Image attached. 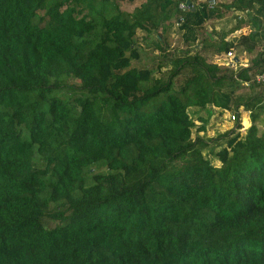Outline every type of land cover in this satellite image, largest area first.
<instances>
[{
    "label": "trees",
    "instance_id": "obj_1",
    "mask_svg": "<svg viewBox=\"0 0 264 264\" xmlns=\"http://www.w3.org/2000/svg\"><path fill=\"white\" fill-rule=\"evenodd\" d=\"M123 1L0 0V264H264V0Z\"/></svg>",
    "mask_w": 264,
    "mask_h": 264
},
{
    "label": "rangeland",
    "instance_id": "obj_2",
    "mask_svg": "<svg viewBox=\"0 0 264 264\" xmlns=\"http://www.w3.org/2000/svg\"><path fill=\"white\" fill-rule=\"evenodd\" d=\"M138 0H135V1H131V2H122V6L127 8V9H130L133 5L137 4ZM227 11L225 13V16L222 18H219V19H212L211 21L214 22V26H215V29L216 30H221V29H227L229 28L233 23H234V17H233V14H237L238 12H234L232 11ZM205 27L207 28V30H209L208 28L210 27L208 25V23H205L204 24ZM136 34L139 35L141 34V32L139 30L136 31ZM171 34V44L172 43H175L179 37L177 35V32L173 30V32L170 33ZM177 35V37H175ZM176 40V41H175ZM142 46L144 47L145 50H149V46H146L145 42H141ZM234 50L232 49V52ZM153 53L157 52L156 49H154L152 51ZM247 57V56H246ZM209 58V57H208ZM145 62V65L146 66H149L152 59L150 57H146L145 56H142L140 55V57L138 58V61L135 62V65L136 66H143L144 64H142V62ZM163 70V69H162ZM154 74H158V72H155ZM72 81H75L77 82V80L75 78L71 79ZM176 83H178V81H176ZM244 84H246V82H244ZM155 100V99H153ZM202 115H204V112L203 111H200ZM245 114L243 113L241 115V117L239 118V124H240V127L237 128V130H239L240 133H243L245 129V127L248 125V118H246ZM242 118V119H241ZM195 122H198L197 120L194 119ZM242 121V122H241ZM234 119H230L229 118V114H228V111H225L223 110L222 112H218L217 109L215 108L213 110V112L208 116L207 118V121L205 123V130H204V133L206 136H212L214 135L215 131H221V130H224V129H228V128H232L234 126ZM261 127V125H260ZM262 128V127H261ZM243 130V131H242ZM199 133H201L202 131H198ZM211 161L214 163V164H219V161L215 158H211ZM52 223V222H51Z\"/></svg>",
    "mask_w": 264,
    "mask_h": 264
},
{
    "label": "built area",
    "instance_id": "obj_3",
    "mask_svg": "<svg viewBox=\"0 0 264 264\" xmlns=\"http://www.w3.org/2000/svg\"><path fill=\"white\" fill-rule=\"evenodd\" d=\"M208 1V5L209 6H212L214 3H215V1L216 0H207ZM186 4H185V2H183V1H180L179 3H178V8L180 9V10H184L185 8H186ZM182 20V17L181 16H178V18L176 19V21H175V24H177L178 22H180ZM225 66H227V67H230V68H232V69H235L236 68V66H237V63H236V60L234 59V56H233V53L229 50V51H226L225 52V59L223 60V62H222ZM263 78H264V75H263V73H256V74H254V79L255 80H263ZM234 114L233 113H229V118L230 119H234ZM240 127V126H239ZM238 127V128H239ZM244 130V129H243ZM242 130V131H243ZM239 131V130H238Z\"/></svg>",
    "mask_w": 264,
    "mask_h": 264
},
{
    "label": "crops",
    "instance_id": "obj_4",
    "mask_svg": "<svg viewBox=\"0 0 264 264\" xmlns=\"http://www.w3.org/2000/svg\"><path fill=\"white\" fill-rule=\"evenodd\" d=\"M133 1H135V0H133ZM219 1H220V0H219ZM136 2H137V1H136ZM229 11H231V12H232V11H234V12L236 11V12H238L237 14H240V13H241L240 10H234V9H231V8L229 9ZM231 12H230V13H231ZM224 16H225V15H224ZM224 16H223V17H224ZM223 17H222V18H223ZM214 20H216V18H214ZM170 28H171L170 33L173 32V30L176 31V25L173 24ZM176 32H177V31H176ZM170 33H169V34H170ZM170 36H171V34H170ZM176 36H177V35H176ZM176 36H175V37H176ZM171 38H172V37H171ZM245 59H246V57H244V60H245ZM245 116H246V115H245ZM245 116H244V117H245ZM246 118H247V116H246Z\"/></svg>",
    "mask_w": 264,
    "mask_h": 264
},
{
    "label": "clouds",
    "instance_id": "obj_5",
    "mask_svg": "<svg viewBox=\"0 0 264 264\" xmlns=\"http://www.w3.org/2000/svg\"><path fill=\"white\" fill-rule=\"evenodd\" d=\"M176 21V20H175ZM178 24V23H177ZM177 24H175V22H174V25H177ZM234 56V55H233ZM234 59L236 60V58H235V56H234Z\"/></svg>",
    "mask_w": 264,
    "mask_h": 264
}]
</instances>
